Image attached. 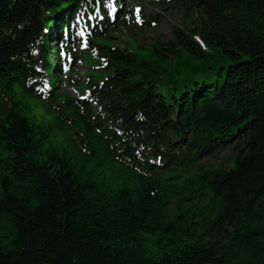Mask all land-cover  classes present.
I'll list each match as a JSON object with an SVG mask.
<instances>
[{
  "label": "trees",
  "instance_id": "trees-1",
  "mask_svg": "<svg viewBox=\"0 0 264 264\" xmlns=\"http://www.w3.org/2000/svg\"><path fill=\"white\" fill-rule=\"evenodd\" d=\"M175 1L141 51L96 0H0V264H264V0ZM77 13L96 107L57 84Z\"/></svg>",
  "mask_w": 264,
  "mask_h": 264
},
{
  "label": "rangeland",
  "instance_id": "rangeland-1",
  "mask_svg": "<svg viewBox=\"0 0 264 264\" xmlns=\"http://www.w3.org/2000/svg\"><path fill=\"white\" fill-rule=\"evenodd\" d=\"M104 3H115L118 7V15L121 12H128V20L126 27H119L118 29L110 30L108 40L112 44L119 46H128L133 48L136 46L138 50L145 51L153 42L167 41L171 38V30L174 27L191 28L193 17L186 15L184 9L175 0H121L115 2L114 0H103ZM121 4L123 5L121 7ZM140 7V18L143 23L137 22L136 8ZM105 16L111 20L112 15H108L109 9ZM100 12V11H99ZM131 12V13H130ZM105 16L100 15L99 20H105ZM76 32L71 38V45L76 54L75 64L73 68L69 67V60L65 57V64L60 63L63 73L58 77V88L64 95L72 99H77L78 94H86L85 82L89 79L94 83H101L108 74L107 71L101 70V59L96 57L90 51L81 50L80 46L86 42V36H77L78 30H84L83 21L77 23ZM85 32V30H84ZM48 78L44 82V86L48 85ZM85 80V82H84ZM34 115L39 123L53 126L52 115L47 112H40L37 108L34 109ZM57 139L62 138L60 132L55 133ZM231 155V150L226 149L220 153L204 158L201 164H209L216 167L222 164V160L227 159ZM226 164V162H223Z\"/></svg>",
  "mask_w": 264,
  "mask_h": 264
},
{
  "label": "snow or ice",
  "instance_id": "snow-or-ice-1",
  "mask_svg": "<svg viewBox=\"0 0 264 264\" xmlns=\"http://www.w3.org/2000/svg\"><path fill=\"white\" fill-rule=\"evenodd\" d=\"M96 3H97L98 5H103V0H96ZM103 6L109 9V12L107 13L108 15H112L113 13H115V12L117 11V8H116V6H115V3H109V4H107V5H103ZM122 6H123V5L121 4V7H122ZM135 11H136V19H137V22H139V23H143V21H142L141 18H140V7L137 6V8H136ZM93 15H95V14H93ZM80 19H81V15H80L79 13H77V15H76V21L79 22ZM89 19H92V16H90ZM72 26L75 27V26H77V25H72ZM45 31L47 32L48 29H45ZM84 35H85L84 30L81 29V30H78V31H77V36H79V37H84ZM65 37H67V30H65ZM81 46H82V47H86V46H87L86 42L82 43ZM61 47H63L62 44H61ZM62 54H63V53H62ZM45 87H48V85H45ZM37 90H38V91H43V89H41V88H37ZM85 98H86V97H82V99H85ZM117 132H119V129H117Z\"/></svg>",
  "mask_w": 264,
  "mask_h": 264
}]
</instances>
